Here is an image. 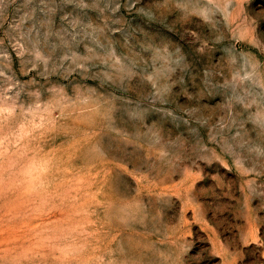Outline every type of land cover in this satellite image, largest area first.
<instances>
[{"label": "rangeland", "instance_id": "1", "mask_svg": "<svg viewBox=\"0 0 264 264\" xmlns=\"http://www.w3.org/2000/svg\"><path fill=\"white\" fill-rule=\"evenodd\" d=\"M0 264H264V0H0Z\"/></svg>", "mask_w": 264, "mask_h": 264}]
</instances>
